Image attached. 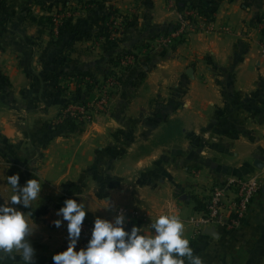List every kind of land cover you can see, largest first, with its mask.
Segmentation results:
<instances>
[{"label":"crops","instance_id":"obj_1","mask_svg":"<svg viewBox=\"0 0 264 264\" xmlns=\"http://www.w3.org/2000/svg\"><path fill=\"white\" fill-rule=\"evenodd\" d=\"M206 1H2L0 264H149L155 237L165 264H264V0H217L214 30L141 54ZM109 13L132 20L112 47ZM110 74L104 114L57 119ZM252 175L243 223L196 232L204 188Z\"/></svg>","mask_w":264,"mask_h":264},{"label":"built area","instance_id":"obj_2","mask_svg":"<svg viewBox=\"0 0 264 264\" xmlns=\"http://www.w3.org/2000/svg\"><path fill=\"white\" fill-rule=\"evenodd\" d=\"M212 13L209 15H212ZM195 15L197 16V12L190 5L185 4L182 6L178 10L175 23L158 38L156 45L160 48H167L184 38L186 33L196 30V26L191 24ZM126 20L115 13H112L108 17L106 24L109 27V39H118L120 31L126 25ZM259 28L261 31H264V18L259 23ZM152 48H154V45H149L146 47V50L149 51ZM120 61L125 66H131L136 62V56L134 54L124 55L120 57ZM117 82V77L110 74L104 83L98 86L101 93L97 100L88 102L81 99L65 104L59 113V120H62L61 123L69 121L81 123L84 120H89L93 113L99 112L106 105L108 92ZM259 189L260 181L256 175L239 180H229L225 187L204 188L205 210L192 218L196 232L202 231L203 228L212 224L220 225L227 223L232 226L241 225ZM75 227L78 230L79 237L84 242L91 226L85 222H78ZM145 255L149 264H165L161 254L160 238L155 237L150 242L149 246L146 247Z\"/></svg>","mask_w":264,"mask_h":264},{"label":"rangeland","instance_id":"obj_3","mask_svg":"<svg viewBox=\"0 0 264 264\" xmlns=\"http://www.w3.org/2000/svg\"><path fill=\"white\" fill-rule=\"evenodd\" d=\"M206 2H210V1H206ZM213 2V1H212ZM204 3H200V4H198V5H196V6H193V5H191V4H188V5H190L196 12H197V16L195 15L194 16V18H193V20L191 21V24H193V25H195L196 26V30H193V31H190V32H188V33H186L185 34V36H184V38H186L189 34H191V33H195V32H203V31H210V30H214V26H213V19H214V13H215V11H216V7H215V10L213 11V13H212V15H209V16H207V14H206V12H200V10H201V8H203L202 7V5H203ZM185 5V4H184ZM183 5V6H184ZM178 16V15H177ZM263 18H257L256 19V22H258V27H259V23L261 22V20H262ZM131 19L129 18L128 20H126V25L122 28V31L124 30V29H126V28H128V27H130V25H131ZM129 24V25H128ZM190 24V25H191ZM221 29H224V30H226V31H228V29L226 28V26L225 27H222ZM261 31V30H260ZM161 36H159L158 38H160ZM183 39V38H182ZM181 39V40H182ZM181 40H179L177 43H175V44H172L171 46H169L168 48H171V47H173V46H175L176 44H178V43H180V41ZM118 41V40H117ZM156 43H157V41H156ZM117 43L115 42V45H116ZM154 45V44H153ZM157 45L155 44L154 45V47H156ZM146 47H148V46H146ZM159 47V46H158ZM160 48V47H159ZM143 50V51H142ZM142 50H141V54H145L146 53V48H142ZM125 55H132V54H125ZM122 57V56H121ZM125 65V64H124ZM128 67V66H127ZM104 83V81H102L101 83H99V84H94V93H95V97L94 98H91V99H88V98H86V97H83L82 96V98H83V100H85V101H88V102H91V101H93V100H97V98L100 96V90H99V87L98 86H100L101 84H103ZM89 85V84H88ZM116 86V83L113 85V87H112V89H110L109 90V92H108V98H107V103H106V105L99 111V112H95V113H93L92 114V116H91V118L89 119V120H91L92 119V117H97V116H99V115H101L102 113L104 114V111H106L107 110V108H108V101H109V98L112 96V94H113V91L115 90V87ZM60 113V112H59ZM58 113V114H59ZM96 115V116H95ZM57 119L59 120L60 118H59V115L57 116ZM89 120H84V121H82L81 123H85V122H88ZM60 122L62 121V120H59ZM78 124V123H77Z\"/></svg>","mask_w":264,"mask_h":264},{"label":"trees","instance_id":"obj_4","mask_svg":"<svg viewBox=\"0 0 264 264\" xmlns=\"http://www.w3.org/2000/svg\"><path fill=\"white\" fill-rule=\"evenodd\" d=\"M2 1H3V0H0V6H2ZM181 2H182V1H181ZM178 3H179V2H178ZM184 4H186V3H181V4L179 3V4L177 5L178 10H180ZM216 6H217V0H214L213 2H212V1H210V2H205V3L202 5L203 8H201L200 12H201V13H202V12H206L207 16H209V14L212 13V12L215 10V7H216ZM210 10H211V12H209ZM110 14H111V13H109V14L105 17V22L107 21V19H108V17L110 16ZM128 25H129V24H128ZM166 31H168V29H167ZM166 31H165V32H166ZM262 33L264 34V31H262ZM101 35L104 36V38H105V42H106L107 44H109L111 47L115 45V42H117V39H115V40H111V39H109V27H108L107 24H104V26H103V28H102V31H101ZM78 76L81 77V75H78ZM78 92H79V90L76 91V95H75L74 97H72L70 100H68L67 103H68V102H71V101H78V100L83 99L82 97H79L80 95H79ZM67 103H66V104H67ZM63 106H64V105H63ZM66 123H75V122H73V121H69V122H66Z\"/></svg>","mask_w":264,"mask_h":264},{"label":"water","instance_id":"obj_5","mask_svg":"<svg viewBox=\"0 0 264 264\" xmlns=\"http://www.w3.org/2000/svg\"><path fill=\"white\" fill-rule=\"evenodd\" d=\"M256 166L260 167V164L256 163Z\"/></svg>","mask_w":264,"mask_h":264}]
</instances>
